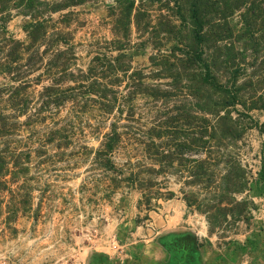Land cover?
Segmentation results:
<instances>
[{"label": "trees", "instance_id": "1", "mask_svg": "<svg viewBox=\"0 0 264 264\" xmlns=\"http://www.w3.org/2000/svg\"><path fill=\"white\" fill-rule=\"evenodd\" d=\"M79 1L0 0V32L5 31L10 9H18L27 17L22 23L26 42L0 36V70L9 72L11 79L18 81L6 93L7 104L16 112H24L26 98L21 97V91L27 83L19 78L23 71L34 69L42 53L58 42L65 47L54 48L45 62L44 71L50 81L39 91V104L44 109L51 106L57 110L69 99L73 111H83L89 100L90 106L99 111L111 112L115 103L123 104L121 99H132L139 92L165 100L180 97L170 112L166 110L162 117L159 114L151 118L147 126L140 123L145 128L141 129L134 119L119 125L109 121L91 157L96 177L102 179L101 193L136 188L137 207L147 211L160 199L173 196V190L165 183L168 177H173L181 182L180 197L185 205L203 215L207 232L216 229L224 232L238 221H247L254 202L242 195L249 188L250 173L240 158L239 148L245 129L252 124L246 109L264 107V0H113L112 28L122 39L113 38L114 49L128 44L124 39L129 35L131 21L135 31L145 33L144 39L152 45H157L160 35L174 40L169 52L151 57V63L169 78L164 86L146 83L141 71L129 70L130 60L125 52L109 58L95 55L85 70L78 69L76 74L69 70L66 53L69 47L64 33L47 27L51 12ZM154 3L155 18L149 10ZM144 41L139 43L143 45ZM40 44L43 46L39 51L36 46ZM120 75L128 78L124 94L114 87ZM63 79L74 83L60 87ZM52 113L48 110L51 125L46 129V140L56 137L59 140L56 146L66 144L76 127V114L53 118ZM12 116L15 120H11ZM12 116L0 112V138L11 134V127L17 123L16 115ZM126 125L132 131L124 129ZM260 130L264 135V121ZM123 139L125 144L133 141L140 146L139 156L116 164L112 152ZM6 150H0V188L13 182L17 197H27L25 160L29 154ZM147 217L144 214L143 218ZM139 220L134 219L136 223ZM159 239L168 252L160 264H202L198 248L202 247L203 239L196 234L169 232Z\"/></svg>", "mask_w": 264, "mask_h": 264}, {"label": "rangeland", "instance_id": "2", "mask_svg": "<svg viewBox=\"0 0 264 264\" xmlns=\"http://www.w3.org/2000/svg\"><path fill=\"white\" fill-rule=\"evenodd\" d=\"M113 4V0H81L50 13L47 29H60L67 40L68 69L76 74L78 69L85 70L95 55L109 58L125 52L130 60L129 70L141 71L146 83L164 86L169 78L151 63V57L158 52H169L174 40L160 35L157 45H152L144 39L145 33L140 35L135 31L131 21L129 35L124 39L128 44L120 50L114 49L113 38L119 36L112 28ZM155 6L154 3L149 7L153 18L157 14ZM10 12L0 36L26 42L22 23L27 17L18 9ZM141 40H145L143 45L139 43ZM42 46L36 48L40 51ZM57 46L65 47L61 42L50 46L35 62L34 69L23 71L20 76L19 80L27 83L21 91V97L26 98L23 113L16 112L4 99L10 86L18 81L12 80L9 72L0 70V112L15 114L17 118L11 134L0 138V150L7 148L6 151L21 150L29 154L25 160L29 195L19 199L13 182H7L9 187L0 188V264H157L155 239L169 232L196 234L197 230L206 228L203 215L185 205L180 197L181 182L173 177L165 181L173 196L160 199L147 211L137 207L136 188L101 193L102 179H97L91 157L109 121L119 125L134 119L138 126L142 122L147 126L151 118L159 114L162 117L166 110L170 112L181 98L165 100L139 92L132 99H121L123 104L115 103L111 112L99 111L90 106L89 100L83 111H73L69 99L57 110L51 106L44 109L39 104V91L50 81L44 67ZM25 55L24 52L21 62ZM24 68L21 64L20 69ZM127 80L125 75H120L114 85L118 92H127ZM73 83L71 79H63L59 85ZM48 110L53 112V118L76 114V127L71 130L68 143L56 146L59 141L56 137L46 140V129L51 125ZM246 111L252 124L240 140L239 155L250 173L249 188L242 195L254 202L251 217L224 232L216 229L213 233L206 230L204 235L196 234L203 239L202 247L198 248L202 264H264V135L260 130L264 107ZM35 116L42 118L33 121L31 118ZM12 119L15 120L13 116ZM142 128L145 127L142 125ZM124 129L132 131L127 125ZM139 147L133 141L125 144L123 139L112 152V158L118 164L138 157ZM23 153L19 154L21 159ZM144 214L148 217L143 218ZM135 217L140 219L138 223Z\"/></svg>", "mask_w": 264, "mask_h": 264}, {"label": "crops", "instance_id": "3", "mask_svg": "<svg viewBox=\"0 0 264 264\" xmlns=\"http://www.w3.org/2000/svg\"><path fill=\"white\" fill-rule=\"evenodd\" d=\"M195 233L197 235H204L206 233V228L199 229ZM154 245H155V248L157 249V257H156L155 262H157V264H160L167 258L168 252L165 249V246L163 245V242L161 241V239H159V237L155 239Z\"/></svg>", "mask_w": 264, "mask_h": 264}]
</instances>
